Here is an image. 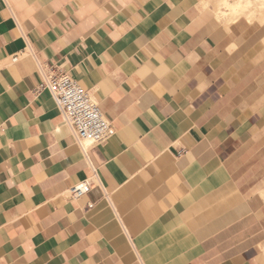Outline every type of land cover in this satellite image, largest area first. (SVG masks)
I'll use <instances>...</instances> for the list:
<instances>
[{
    "label": "crops",
    "instance_id": "1",
    "mask_svg": "<svg viewBox=\"0 0 264 264\" xmlns=\"http://www.w3.org/2000/svg\"><path fill=\"white\" fill-rule=\"evenodd\" d=\"M39 63L109 141L76 142ZM0 264H264L262 27L206 0H0Z\"/></svg>",
    "mask_w": 264,
    "mask_h": 264
},
{
    "label": "built area",
    "instance_id": "2",
    "mask_svg": "<svg viewBox=\"0 0 264 264\" xmlns=\"http://www.w3.org/2000/svg\"><path fill=\"white\" fill-rule=\"evenodd\" d=\"M20 58L21 55L14 56L13 62ZM39 69L42 75L40 89L50 91L82 148L106 143L113 137L116 131L113 122L105 116L100 103L78 79L54 65L39 63ZM92 185V178H85L68 189V197L79 200L90 191Z\"/></svg>",
    "mask_w": 264,
    "mask_h": 264
},
{
    "label": "rangeland",
    "instance_id": "3",
    "mask_svg": "<svg viewBox=\"0 0 264 264\" xmlns=\"http://www.w3.org/2000/svg\"><path fill=\"white\" fill-rule=\"evenodd\" d=\"M208 4L213 6L215 15L220 20H224L226 23H233L238 19H245L252 23L253 25H258L262 27L264 32V0H206ZM231 4H243L246 6L242 14L237 12L230 13ZM228 3V4H225ZM218 7V9H217ZM241 10V9H240ZM239 10V11H240ZM221 11V12H220ZM224 13H226L224 15ZM239 16V17H238Z\"/></svg>",
    "mask_w": 264,
    "mask_h": 264
},
{
    "label": "bare ground",
    "instance_id": "4",
    "mask_svg": "<svg viewBox=\"0 0 264 264\" xmlns=\"http://www.w3.org/2000/svg\"><path fill=\"white\" fill-rule=\"evenodd\" d=\"M239 3V2H238ZM238 3H235V4H231V2L228 4V3H225V4H228V5H230V13H235V12H237V13H239V14H242V12L244 11V9L246 8V6L245 5H243V4H238ZM217 9H218V7H217ZM241 9V10H240ZM219 10V9H218ZM240 10V11H239ZM221 12V11H220ZM226 13H224V15H225ZM239 17V16H238Z\"/></svg>",
    "mask_w": 264,
    "mask_h": 264
}]
</instances>
